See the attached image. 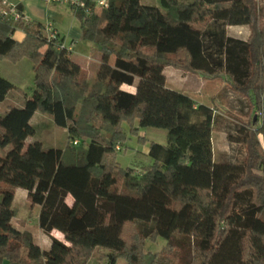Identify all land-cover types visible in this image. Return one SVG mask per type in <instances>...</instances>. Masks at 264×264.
<instances>
[{"label": "trees", "instance_id": "trees-1", "mask_svg": "<svg viewBox=\"0 0 264 264\" xmlns=\"http://www.w3.org/2000/svg\"><path fill=\"white\" fill-rule=\"evenodd\" d=\"M89 4L91 13L77 9L75 14L81 38L101 53L92 78L82 74L67 48L46 40L44 26L24 20L20 10L16 20L0 13V60L17 63L25 57L34 72L24 104L9 105L0 114V147L9 146L0 156V264H87L95 249L106 251L100 260L107 264L117 259L218 264L231 234L237 239V264H264V218L259 216L264 210V0ZM227 25H247L248 38L228 36ZM15 29L24 32L21 41L12 38ZM165 67L206 80L226 79L247 99L242 173L213 181L218 106L167 88ZM135 80L134 92L121 89ZM10 91L24 94L0 73V101ZM254 109L262 111L260 120H253ZM36 111L49 114L66 130L68 144L77 138L81 147L26 142L35 134L30 119ZM124 123L134 135L144 127L166 130V144L149 143L153 161L141 174L116 161V145L126 139ZM17 187L27 190L29 212L40 206L44 233L56 229L64 242L53 238L49 249L33 256L34 237L13 205ZM67 194L77 202L75 209L66 204ZM195 205L209 216V233L187 242ZM159 237L166 240L162 249L147 251L146 240L155 243Z\"/></svg>", "mask_w": 264, "mask_h": 264}, {"label": "rangeland", "instance_id": "rangeland-1", "mask_svg": "<svg viewBox=\"0 0 264 264\" xmlns=\"http://www.w3.org/2000/svg\"><path fill=\"white\" fill-rule=\"evenodd\" d=\"M225 32L226 34H230V36L244 38L245 34L248 33V30L245 29V27L237 28L226 26ZM93 52L96 51L93 49ZM91 53L92 51L90 50V47L83 44H78L75 51L72 52L74 55L73 58H77L76 61H78L81 66L82 74L89 78L95 76V71L98 65L97 55H92L91 58H88ZM3 62H8L10 66L3 65ZM109 63H114L113 57L109 59ZM0 68L4 78L5 76L9 77V79L15 83L17 87L23 89L26 95H30L31 92L29 91V87L33 85L34 78V72L30 60L24 57V59L16 64L1 60ZM176 72L182 74L180 70L172 67H165L163 71V74L167 77V85L169 88L183 93H191L197 101L201 102H210L208 95L215 92L214 97L217 100L218 109L214 123L215 131L212 134L214 152L213 181L218 183L221 181L222 176L228 173H242L244 159L243 139L247 133L248 114L250 111L247 99L234 92L230 88V84L226 79L206 81L207 83L204 90L194 91L193 82L190 79L188 80V78H178V76H176ZM217 84L219 86L218 88L216 87ZM24 99L25 98L22 94L17 93L16 91H10L8 97H6L3 101H0V114H4L9 105L21 107L24 104ZM254 110L251 114L256 116ZM31 126L35 129V139H38L46 148L53 147L65 149L67 145H71L70 142L68 144L69 140L67 132L64 129L56 127L51 116L47 113L37 111L35 117L32 118ZM123 130L125 132L126 139L123 142H118L116 145L119 147V150L115 152L116 161L120 167H129L132 169L134 174H141L143 172L142 166L150 165L151 161H153L148 155L149 143L153 141L159 144H166V130L154 127H144L139 128L138 134L134 135L129 132V128L125 123L123 124ZM139 136L143 137L145 142H139ZM81 145L82 141L79 140V144L75 145V149H78ZM0 155H3V149L1 147ZM26 201V198L18 195L15 204L21 206V209H25ZM193 208L194 209H192L190 217L194 222V227L189 233V236L186 237L187 239H185L187 242L192 241L194 238H206L209 233V216L202 211L203 209L200 206L195 205ZM28 210H30L29 205ZM19 213L20 210L18 209V215ZM33 215H35V211L32 208L29 216ZM261 217L264 218V213H262ZM17 219L25 221L24 218L21 217H17ZM234 230L237 232L240 231L238 227H235ZM175 238L178 240L181 239L179 236H175ZM182 240L183 239H181V241ZM165 243L166 240L161 237H159L155 243L147 239L145 242V249L151 252H158L162 249ZM39 251L40 246L37 245V247L32 250L33 256H36ZM184 252L187 251L184 250ZM102 253L105 254L106 251L102 252L95 249L87 264H107L106 259L100 260V255ZM217 259L218 264H237L238 253L235 234H231L229 236ZM115 264L127 263L124 259H117Z\"/></svg>", "mask_w": 264, "mask_h": 264}, {"label": "crops", "instance_id": "crops-1", "mask_svg": "<svg viewBox=\"0 0 264 264\" xmlns=\"http://www.w3.org/2000/svg\"><path fill=\"white\" fill-rule=\"evenodd\" d=\"M3 2H7L10 5L15 6V8L17 10H20V12L23 16V19L26 21H31V22H34L36 24L39 23L44 27H46L49 24H52V26L58 32L61 41L64 42V45L67 47H69V46L72 47V52L75 51V48L78 46V44L79 45L83 44V45L89 46L90 50L94 54L91 53L88 56V58H91L92 55H97V57H98V59H97L98 65L96 68V71H97V69L101 63V53L95 49V46L93 45V43L86 41V40H83L81 38V28H79L80 27V21H79L78 17H76L75 11L73 10V8L71 6H69L68 4H65V3H59V4H50L49 3V4H46L42 0H0V10L6 7L5 5L2 4ZM141 2L145 5L161 7L162 0H141ZM228 26L237 27V28L245 27V29L248 30V33L245 34L244 38L243 37L242 38H243V40H246L248 38L249 28L247 25H227V27ZM24 35L25 34L21 29H15L11 36L13 39H15L17 41H21L23 39ZM227 35L230 36V34H227ZM232 37H234V36H232ZM237 38H239V37H237ZM93 49L96 52H93ZM72 52L69 55L70 58L75 63L79 64L78 61H76L77 58L76 59L73 58L74 55L72 54ZM77 56H79V55H77ZM2 61H9V60L3 59ZM3 63H4L3 65H5V66H10L8 64V62H3ZM13 64H16V63H13ZM164 69H163V71H164ZM177 70H179V69H177ZM96 71H95V74H96ZM180 71L182 72V74H179V72H176V76H178V78H188V80L190 79L194 84V91L202 90V89L204 90L205 85L207 83L206 81H209V80L203 79L202 77H199V75H197V74L184 72L182 70H180ZM0 73H1V68H0ZM1 75H2V73H1ZM5 78L8 79L9 81H11L9 79V77L5 76ZM215 80H217V79H215ZM136 82H137V80H135V83L133 85L123 84V85H121V89H123L125 91H129V92H134L136 89ZM11 83L14 86H16L15 83H13L12 81H11ZM165 86L167 88H169V86L167 85L166 75H165ZM216 87L217 88L219 87L218 84ZM216 87H215V89H216ZM18 88H20V87H18ZM32 88H33V85L29 87L30 92L32 91ZM20 89H22V88H20ZM169 89H171V88H169ZM9 93L7 94V97L9 95ZM17 93H20V92H17ZM20 94H22V93H20ZM24 94H25V92H24ZM24 94H22L24 96V98H25V96H28V95H26V94L24 95ZM184 94L191 97L197 103H202L203 105L205 104L208 106H213L214 104H217V100L214 97L215 92L210 93L208 95L209 96L208 99L210 102H208V101H206V102L197 101L194 98V95L193 94L191 95V93L188 94L185 92ZM255 112H256V110H254V113ZM36 113H37V111L33 114L32 118L35 117ZM32 118L30 119L31 124H32ZM34 135L31 137H28L26 142L27 141L31 142V141H35V140L39 141L38 139H35ZM259 139L261 140V136H259ZM49 148H53V147H49ZM2 149H3V155H4L8 151L9 146H6ZM18 195L23 197V198H26L27 197V190L20 188V187H17L15 189L14 198H13V205H15V206L17 205L16 207L20 210L18 217L24 218L25 223H26L25 228L28 229L32 233L31 235H33V237H34L35 245L36 246L39 245L40 250H45V249L50 248L53 238L64 242L63 234L60 231L54 229L49 234H47V233H44V231L39 227V222H38V214L40 211L39 205L33 207V209L35 211V215L29 216L30 212L28 210V201H26L25 209H21V206H18V204H15L16 203L15 201H16V198ZM26 200H27V198H26ZM65 202L72 209H75L77 207V202L75 201V199L70 194L66 195ZM262 213H264V210ZM262 213L259 214L260 217H261ZM86 235L88 236V234H86ZM2 264H10V263L7 260H5V261H3Z\"/></svg>", "mask_w": 264, "mask_h": 264}, {"label": "built area", "instance_id": "built-area-1", "mask_svg": "<svg viewBox=\"0 0 264 264\" xmlns=\"http://www.w3.org/2000/svg\"><path fill=\"white\" fill-rule=\"evenodd\" d=\"M44 3L46 4H59V3H65L68 4L69 6H71L73 8L74 11H76L77 9H82L85 14H89L91 13V5L89 4L90 2L92 3V5L94 6V8H98V7H107L108 6V2L109 0H42ZM3 5H5L6 7L0 10V13L3 16H8L11 17L12 19H17L20 16L19 11L15 8V6L10 5L7 2H3ZM45 31H46V40L54 43V46L56 48H67L70 52H72V47L69 46H65L64 42L61 41L58 32L56 31V29L52 26V24H49L45 27ZM256 116L259 118V120L261 119L262 116V111L261 110H257L255 112ZM70 143L72 145H78L79 144V140L77 138H72ZM116 150H119V147L116 146Z\"/></svg>", "mask_w": 264, "mask_h": 264}, {"label": "water", "instance_id": "water-1", "mask_svg": "<svg viewBox=\"0 0 264 264\" xmlns=\"http://www.w3.org/2000/svg\"><path fill=\"white\" fill-rule=\"evenodd\" d=\"M253 120H256V116L255 115L253 116Z\"/></svg>", "mask_w": 264, "mask_h": 264}]
</instances>
